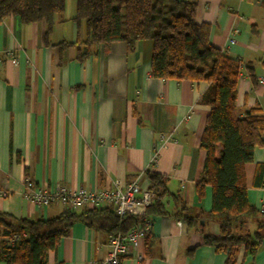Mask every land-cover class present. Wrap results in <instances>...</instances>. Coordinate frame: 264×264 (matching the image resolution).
<instances>
[{"label":"crops","instance_id":"crops-1","mask_svg":"<svg viewBox=\"0 0 264 264\" xmlns=\"http://www.w3.org/2000/svg\"><path fill=\"white\" fill-rule=\"evenodd\" d=\"M194 1L196 21L210 25L209 42L242 65L238 115L255 106L264 114V81L259 80L264 77V0ZM74 13L75 0H66L48 43L43 21L21 23L9 15L0 23V193L6 192L0 195V213L36 220L65 210L61 204L26 200L22 192L27 177L44 187L64 183L68 188L104 190L119 182L124 189L135 181L148 188V170L166 175L168 189L192 209L210 210V187L198 201L194 186L204 165L200 137L210 108L200 97L207 83L152 77L149 39L138 40L132 51L122 41L97 45L78 61L75 47L55 45L77 40ZM84 35L81 28L79 38ZM9 52L16 63L8 59ZM258 165L261 186L254 184ZM245 175L248 200L261 210L264 145L255 148ZM84 209L92 208L75 210ZM147 218V239L120 264H223L225 253L203 245L199 229L169 216ZM247 227L252 230L254 223ZM218 229L215 222L205 223V231ZM109 236L77 221L48 252L46 264H105ZM248 260L243 261L240 248L235 264ZM252 264H264V238Z\"/></svg>","mask_w":264,"mask_h":264},{"label":"trees","instance_id":"trees-1","mask_svg":"<svg viewBox=\"0 0 264 264\" xmlns=\"http://www.w3.org/2000/svg\"><path fill=\"white\" fill-rule=\"evenodd\" d=\"M65 2L0 0V23L9 15L17 16L21 23L43 21L48 43L55 16L64 11ZM196 8L194 0H75L72 20L77 25V40L55 45L75 47V58L82 61L97 45L108 47L122 41L132 51L138 40L149 39L153 43L152 77L207 83L200 97L210 108L200 137L204 165L194 186L198 201L204 197L206 186L210 187L211 208L192 209L179 193L168 189L166 175L148 170V190L154 198L145 216H169L182 220L191 230L199 229L201 219L215 222L218 232L204 230L202 244L224 252L223 264H235L243 248V261L249 258L248 264H252L264 238V208L257 209L248 200L245 165L253 160L255 148L264 145V114L255 106L238 115L240 61L209 42L210 25L196 21ZM81 28L83 39L79 38ZM261 176L262 166L258 165L255 185L261 186ZM77 221L110 235L126 234L143 225L142 216L126 215L120 221L107 206L81 211L65 208L57 216L36 220L2 212L0 260L6 264H46L48 252ZM248 222L254 223L252 230Z\"/></svg>","mask_w":264,"mask_h":264},{"label":"built area","instance_id":"built-area-1","mask_svg":"<svg viewBox=\"0 0 264 264\" xmlns=\"http://www.w3.org/2000/svg\"><path fill=\"white\" fill-rule=\"evenodd\" d=\"M7 56L12 63H16L11 52L7 53ZM2 61L0 57V64ZM259 80L263 82L264 77H260ZM160 147L161 144L157 146V148ZM22 194L26 200L35 205L61 204L71 209L111 206L120 221L126 215L142 216L141 227L133 228L126 234L118 232L109 236L105 264H120L123 256L136 249L150 231V221L145 213L152 204L154 193L135 181L124 189L120 188L119 182H115L112 189L88 190L83 187L68 188L64 183L44 187L27 177L24 180ZM0 195L6 196V192L2 191ZM177 224L180 225L181 221H177Z\"/></svg>","mask_w":264,"mask_h":264},{"label":"water","instance_id":"water-1","mask_svg":"<svg viewBox=\"0 0 264 264\" xmlns=\"http://www.w3.org/2000/svg\"><path fill=\"white\" fill-rule=\"evenodd\" d=\"M204 226H205V222L204 220H199V230L204 233Z\"/></svg>","mask_w":264,"mask_h":264}]
</instances>
